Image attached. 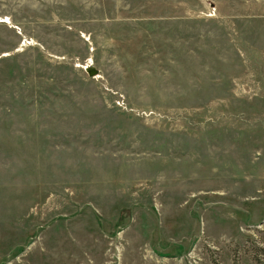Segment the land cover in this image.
<instances>
[{"label":"rangeland","instance_id":"374dc122","mask_svg":"<svg viewBox=\"0 0 264 264\" xmlns=\"http://www.w3.org/2000/svg\"><path fill=\"white\" fill-rule=\"evenodd\" d=\"M0 264H264V0H0Z\"/></svg>","mask_w":264,"mask_h":264},{"label":"water","instance_id":"95a60500","mask_svg":"<svg viewBox=\"0 0 264 264\" xmlns=\"http://www.w3.org/2000/svg\"><path fill=\"white\" fill-rule=\"evenodd\" d=\"M89 72H90V75H94L97 73L96 69H94L93 67L89 68Z\"/></svg>","mask_w":264,"mask_h":264}]
</instances>
